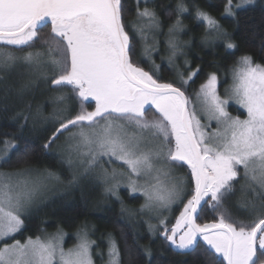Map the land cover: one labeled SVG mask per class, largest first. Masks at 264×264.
<instances>
[{"label": "snow or ice", "instance_id": "obj_1", "mask_svg": "<svg viewBox=\"0 0 264 264\" xmlns=\"http://www.w3.org/2000/svg\"><path fill=\"white\" fill-rule=\"evenodd\" d=\"M250 2L242 0L243 4ZM226 3L225 12L231 15L232 0ZM122 11L121 0H0V45L23 53L3 52L0 68L9 69L18 60L30 66L50 65L48 84L61 93L71 92L79 110L60 119L49 143L67 132L69 152L87 156L85 172L99 166L105 181L111 182L108 190L113 194L123 182L122 173L116 169L109 173L102 166V158L107 157L109 164L122 162L129 172L130 195L142 193L146 201L141 210L155 212L161 225L165 223L164 212L185 198L186 185L182 177L162 185L159 175L187 165L194 182L190 198L182 205L174 226L161 229L174 252L195 255L202 241L216 264H264V64L254 62L248 54L241 55L231 69L233 84L227 98L217 91V74L207 75L195 97L209 121L217 122L216 130L208 133L198 118L197 107L185 94V87L200 69L178 72L176 83H162L145 71L134 59L136 45L125 29ZM186 12L188 5L178 0V18L170 32L183 31L179 17ZM137 16L158 27L154 11L145 8ZM195 18L209 29L205 40L223 39L226 50L234 54L236 44L216 19L199 8ZM49 26L50 33L40 38L39 32ZM138 31L143 37V29ZM36 43L46 47L47 60L43 51L31 50ZM169 47L172 57L181 51L174 39L169 40ZM43 75L47 78V73ZM56 99L66 96L61 94ZM229 99L245 110V119L228 112ZM89 100L95 102L92 111L84 107ZM148 105L155 107L159 119L145 118ZM152 142H156L154 146L147 147ZM13 148L10 140L3 142L5 155ZM26 155H21L20 163H27ZM153 172L156 183L139 184L133 178ZM241 174L245 181L241 191L252 186L260 189L256 200L250 202V222L233 219L226 207ZM27 175L26 170L0 172V264H55L57 257L59 264H93V242L87 233L67 252L60 243L61 236L48 241L28 238L25 243L12 239L23 225L21 210L39 191L35 182L25 178ZM202 204L215 214L213 222H197ZM141 251L151 261L150 250ZM108 257V264H120L114 240L109 243Z\"/></svg>", "mask_w": 264, "mask_h": 264}, {"label": "trees", "instance_id": "obj_2", "mask_svg": "<svg viewBox=\"0 0 264 264\" xmlns=\"http://www.w3.org/2000/svg\"><path fill=\"white\" fill-rule=\"evenodd\" d=\"M184 2L188 5V12L179 17L186 27L181 42L188 44L187 57L191 64L190 69L193 71L200 69L190 83L191 94L199 90L209 73L230 71L236 66L241 55L248 54L254 62L264 64V0H251L247 4H243L242 0H232L231 15L225 12L226 0H184ZM177 3L178 0H154L148 3L121 0L125 29L136 45L134 59L139 66L153 73L158 79L175 80L177 75L175 70L163 60L162 54L166 48L164 37L145 29L143 35H149L150 38L147 45L143 41L138 29L145 27L136 22L137 12L145 8L154 11L162 27L170 29L178 18ZM237 4L242 6L236 7ZM197 8L210 14L226 31L231 42L237 46L234 54H230L232 50H226L227 41L204 39L208 29L206 25L196 20ZM133 25L136 27L134 28ZM49 33L50 28H46L39 32V37L43 38ZM157 44L161 47L160 52H157ZM149 45H152V48L148 49ZM0 46L15 51L12 46ZM31 50L43 51L45 55L47 54L46 47L42 43H36ZM153 61L158 68H154ZM40 78L42 79V76ZM41 79H38L35 89L29 90L22 87L24 83L20 84V76L14 75L0 81V172L39 171L59 179L57 190L42 199L32 211L22 217L23 225L12 239L26 242L28 238H38L44 231L63 230L71 236L87 233L88 239L94 245L92 254L95 264H106L108 246L113 240L119 249L120 264H216V258L208 254L202 241L195 255L174 252L161 235L163 227H159L158 218L152 219L141 210L146 201L142 194L130 195L127 188H116V194H113L108 190L111 183L97 184L89 176L72 180L73 176L59 149L67 132L49 143L60 119H64L58 117L52 119L53 112L59 113L64 108L61 105L57 110L52 101L57 95L66 94L72 109L71 115L79 110V102L72 97L71 92L56 91L48 84L47 78ZM94 103L86 101L84 107L92 111ZM231 111L242 117L245 116V113L237 108L232 107ZM145 116L154 118L159 115L150 108L145 112ZM24 117L27 119L25 120ZM5 140H10L15 145V148L9 150L8 155L3 152ZM25 152L27 163H20L21 155ZM181 168L184 170L182 175L188 185V196L184 202L186 204L194 188V182L191 180L187 165ZM242 181L241 174L236 190L229 198L226 207L233 219L250 222V203L241 205L238 203ZM256 202L259 205V201ZM202 209L197 222H213L216 217L210 208L203 205ZM182 210L183 207L177 209L175 219L167 226L168 228L174 225ZM74 242V238H70L68 244ZM145 248L151 252V261L146 259L141 251Z\"/></svg>", "mask_w": 264, "mask_h": 264}, {"label": "rangeland", "instance_id": "obj_3", "mask_svg": "<svg viewBox=\"0 0 264 264\" xmlns=\"http://www.w3.org/2000/svg\"><path fill=\"white\" fill-rule=\"evenodd\" d=\"M152 1H154V0H136L137 3H148V2H152ZM143 10L144 9H140L139 11H143ZM150 11H152V10H150ZM137 18L138 19L136 22L140 23L143 27H145V28H143V31H145V29L146 30L149 29L153 33H155L157 35H161L164 37V40H165L164 44H165L166 48L163 51L162 57H163V60L168 65H170L171 68H173L175 70L176 75L178 72L185 73V71H187L191 68V64H190L189 59L187 57L188 44H184L183 42H181V37L183 36L184 31H186V27H184L183 31H181V32H170L168 28L165 29L164 27H162V25H161L162 23H158V27H153L150 25L148 18H146V17L140 18L138 16H137ZM156 19L158 20V22L160 21L159 18L157 17V15H156ZM208 31H209V29H208ZM224 32L226 33V31H224ZM149 38H150L149 35L148 36L143 35V41L146 43V45L148 44ZM170 39L176 40L181 46V51L175 57L171 56V49L169 47V40ZM210 41H213V40H210ZM158 47H159V44H157L156 48H157V52H160L161 47H159V48ZM147 48L148 49L152 48V45L147 46ZM8 51L13 52V54L16 56H22L23 55L22 52L19 53L18 51H13V50H10V49H7L5 47L0 46V54H2L3 52H8ZM44 59L47 60V54L44 56ZM185 62H187V63H185ZM50 70H52V69H51L50 65H48L47 63H42L40 66H35V65L30 66V65L25 64L23 61L18 60L15 63V65L9 69L0 68V81H4V79L7 80L8 78L14 77V75H16V76H20V84L24 83L23 85H27L26 89H28V90L31 88L35 89V87L38 85V84H36L38 79H41L40 78L41 76H42L41 80H43L45 78L43 73H47V79L51 77L52 71H50ZM215 73L217 74V77H218L217 91L222 98H227L230 94V90H231L232 84H233L232 72L230 70L228 72L221 71V72H218V73L215 72ZM193 79H194V77H193ZM159 80L162 83H167V82L176 83L177 82V78L175 80H163L162 78ZM192 80L189 81L188 85L185 87V93L189 95V97L193 101V104L197 107L198 118L201 120V124L205 126V131L208 133H211V132L216 130L217 122L215 120L209 121L207 114L200 110L199 105L196 101V97H195V93H197L198 90L195 91L193 94H191V91H190V83L192 82ZM23 85H22V87H23ZM23 88H25V87H23ZM64 95L66 96V94H64ZM57 96H59V95H57ZM56 97L53 98L52 103L54 102V104L57 107V110L59 109V106H61V105H63L64 108L59 113L53 112L52 119L54 117L65 118V117L71 116L72 109H71V105H70L68 98L66 97V99H64V100H57ZM232 107L237 108L240 111L244 112L245 116L242 117L240 115L233 113L231 111ZM150 108H153L155 110L154 106L148 105L145 108V112ZM227 110L234 117L239 116L241 119L246 118L245 110L240 108V106L238 104H236L234 102V100L229 99V103L227 105ZM155 112L159 115V113L156 110H155ZM145 118L148 120H153V119H159L160 117L158 116V117L150 118L148 116H145ZM128 131H132V129L128 128ZM155 143L156 142L147 143V147H153ZM68 144H69V135L67 133L65 140L61 144V147L59 149L62 151V153L65 157V161H66L65 164H66L67 168L69 169V172L72 174V176H75L78 180H80L82 178H86V176H89L97 184H101V185H104V183H111V182L105 181V179L103 178V175L100 171L99 166L95 167L94 170H89V171L85 172V169L87 168V156L79 155L75 152H69ZM107 160H108L107 157L102 158L103 168L107 169L109 173L113 169H116L117 172L122 173L121 179L123 180V182L120 184V186L118 188L119 189L127 188L130 192V189L127 187V177L129 175L127 167L125 165H123L122 162H120V161L113 160V162L111 164H109L106 162ZM183 171L184 170L181 167H179V168L171 169V171H169L167 175L161 173L159 175V182L162 185H168L171 182L178 180L181 177L184 178V176L182 175ZM4 173H7V172H4ZM13 173H15V172H13ZM27 173H28V175L25 178L30 180V181L35 182L39 187V191L36 194V196L34 197V199L32 200V202L30 204H28L24 209L21 210V212H20L21 218L25 214H27L28 212L32 211L42 201V199H44L45 197L49 196L52 192L57 190L58 185H59V179H57L56 176H54V175L43 174L39 171H36V172L27 171ZM133 178L136 179L139 184H143L145 181H150L152 183L157 182L155 172H153L152 174H150L148 176L142 175L141 177H133ZM184 182L186 185L185 193H184L185 198L183 199V201H177L175 204H173L170 207V209H168L164 212L163 219H164L165 223L163 225L159 224V227L169 226L171 224V222H173V220L175 219L174 215H175L177 209L179 207L181 208L182 205L184 204L185 199L188 196V188H187L188 185L186 184L187 182L185 179H184ZM244 184H245V181L243 179L241 186ZM139 193L140 192H137L134 194H139ZM259 193H260V189L256 186L245 187L244 190L240 191V193H239V196H238L239 197L238 198L239 205H241L242 203H244V204L250 203L251 200H253L254 198L256 199V197ZM140 194H142V193H140ZM145 200H146V197H145ZM143 211L145 213H147L148 216L152 219L158 218L157 214L155 212H150L147 209H144ZM82 235L83 234L78 233V234L71 236L63 230H59V231H55V232L44 231L42 233V235L39 236L38 238L42 241H48L49 239L55 238L57 236H61L62 240L60 241V243L62 244L63 249L67 252L69 249H75L76 248V246L80 243V237ZM70 238H74L75 242L72 244H68V241ZM33 240H35V239H33ZM0 243H3V242H0ZM21 243H25V242H21ZM93 246L94 245L92 243L91 256H92L93 264H95L94 257L92 254ZM258 255H259V252H258ZM107 257H108V255H107ZM108 260H109V257L107 259L106 264H108ZM55 264H59L58 257L56 258Z\"/></svg>", "mask_w": 264, "mask_h": 264}, {"label": "water", "instance_id": "obj_4", "mask_svg": "<svg viewBox=\"0 0 264 264\" xmlns=\"http://www.w3.org/2000/svg\"><path fill=\"white\" fill-rule=\"evenodd\" d=\"M89 101H91V100H89ZM202 206H203V204H202ZM202 206H201V207H202ZM199 213H200V211H198V216H199Z\"/></svg>", "mask_w": 264, "mask_h": 264}, {"label": "flooded vegetation", "instance_id": "obj_5", "mask_svg": "<svg viewBox=\"0 0 264 264\" xmlns=\"http://www.w3.org/2000/svg\"><path fill=\"white\" fill-rule=\"evenodd\" d=\"M47 28H50V26H49V27H47ZM45 29H46V28H44L43 30H45ZM43 30H42V31H43ZM40 32H41V31H40Z\"/></svg>", "mask_w": 264, "mask_h": 264}]
</instances>
